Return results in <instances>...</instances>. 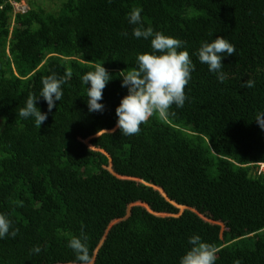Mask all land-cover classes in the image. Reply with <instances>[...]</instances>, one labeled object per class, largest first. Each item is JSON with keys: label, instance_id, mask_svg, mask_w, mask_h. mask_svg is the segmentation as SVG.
Returning <instances> with one entry per match:
<instances>
[{"label": "trees", "instance_id": "1", "mask_svg": "<svg viewBox=\"0 0 264 264\" xmlns=\"http://www.w3.org/2000/svg\"><path fill=\"white\" fill-rule=\"evenodd\" d=\"M50 1L53 11L21 13L0 0V213L19 229L0 239V264L76 259L68 240L83 229L95 246L114 220L95 264H179L193 234L220 247L215 264H264V172H251L264 163V129L254 119L264 111V0ZM136 7L145 26L185 42L195 68L182 108L172 105L167 120L154 113L124 136L115 129L127 93L119 72L151 51L127 22ZM215 36L236 48L222 60V83L194 54ZM100 63L112 78L103 112H89L81 77ZM68 71L63 98L39 129L18 115L45 76ZM37 106L47 112L42 97ZM171 201L224 229L188 210L164 218L135 204L126 213L136 202L177 212Z\"/></svg>", "mask_w": 264, "mask_h": 264}, {"label": "clouds", "instance_id": "2", "mask_svg": "<svg viewBox=\"0 0 264 264\" xmlns=\"http://www.w3.org/2000/svg\"><path fill=\"white\" fill-rule=\"evenodd\" d=\"M10 2L13 5L12 0ZM25 10L14 11L13 5V12L22 13ZM141 12L142 9L139 7L131 9L127 14V22L133 26L132 35L134 37L150 41L151 51L138 53L136 66L130 71L121 70L119 72L121 86L127 89V93L120 98L119 104L115 107V129L118 128L124 136L139 133L140 125L146 122L154 113V117L158 115V119L167 120L172 105L182 108L188 99L184 89L191 79V72L195 68L189 52L183 47L185 42L161 31H155L151 26H145ZM122 35L127 36L128 33L123 32ZM235 53L236 48L232 43L223 36H215L210 41H202L194 54L201 63L208 66V70L214 73L218 81L222 83L227 78L222 71V60L224 57ZM71 75V71H68L64 77H60L54 72L45 76L41 81L42 87L39 95L30 94L24 105L19 108L18 115L24 119L32 118L36 128L39 129L47 120L48 113H51L53 108L57 106L56 102L63 98L62 86L67 83V78H70ZM111 78L102 63L96 64L93 71H89L81 77L83 84L86 86V102L89 112H103L104 104L101 103L103 90ZM245 86L252 88L255 86V81L249 79L245 82ZM40 97L47 104V112H42L37 106ZM254 119L260 128L264 129V111L258 112ZM81 140L88 142V139ZM262 164L264 163L258 165ZM258 165L255 167H258ZM109 170L113 173L111 168ZM118 177L133 179L128 176L119 175ZM135 180L141 181L138 178ZM155 188L163 196H166L163 189ZM171 202L175 207L184 206V210L173 213L153 212L146 203L136 202L127 205L126 213L129 214L133 205L139 204L159 217L178 218L185 210H188L205 221H212L194 207L178 204L174 201ZM116 221L114 220L108 225L95 246H88V236L83 229L80 235H73L68 240L67 245L74 252L76 259L58 264H95L99 250L105 242L107 231ZM213 222L221 226V231L224 229L223 223ZM18 232L19 229L13 227L11 219L6 214L0 213V239L5 237L15 238ZM188 244L190 247L180 256L179 264H215L219 246L215 247L204 242L198 234L189 236ZM31 251L34 254H39L41 248L34 243ZM233 264H241V262L237 259Z\"/></svg>", "mask_w": 264, "mask_h": 264}, {"label": "rangeland", "instance_id": "3", "mask_svg": "<svg viewBox=\"0 0 264 264\" xmlns=\"http://www.w3.org/2000/svg\"><path fill=\"white\" fill-rule=\"evenodd\" d=\"M12 2L14 5V11H23L27 8H39V7H42L45 12L53 11L50 10V5H51L50 0H12ZM61 2L62 0L60 1V4ZM109 168H111V165L107 166L108 170ZM251 172L256 174H258L259 172H264V164L258 165V167H252ZM177 207L179 212H182L184 210V206H177ZM211 222L215 223L213 221Z\"/></svg>", "mask_w": 264, "mask_h": 264}, {"label": "water", "instance_id": "4", "mask_svg": "<svg viewBox=\"0 0 264 264\" xmlns=\"http://www.w3.org/2000/svg\"><path fill=\"white\" fill-rule=\"evenodd\" d=\"M128 211H129V209H128Z\"/></svg>", "mask_w": 264, "mask_h": 264}]
</instances>
